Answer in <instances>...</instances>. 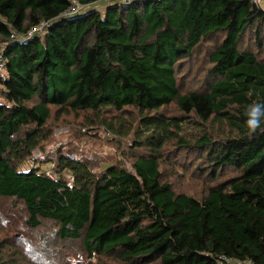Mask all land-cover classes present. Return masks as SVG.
Wrapping results in <instances>:
<instances>
[{"label": "trees", "instance_id": "trees-1", "mask_svg": "<svg viewBox=\"0 0 264 264\" xmlns=\"http://www.w3.org/2000/svg\"><path fill=\"white\" fill-rule=\"evenodd\" d=\"M262 1L0 0V202L25 214L19 226L3 215L19 245L0 234V264H33V253L60 264L33 252L44 221L82 245V264H264V134L245 126L247 107L264 103ZM215 35V79L182 93L178 63ZM171 104L180 115H161ZM53 108L124 134L138 111L135 142L147 153L131 172L56 152L55 174L44 171L34 152L45 155ZM173 142L194 149L195 173L209 178L198 195L163 180Z\"/></svg>", "mask_w": 264, "mask_h": 264}, {"label": "rangeland", "instance_id": "rangeland-1", "mask_svg": "<svg viewBox=\"0 0 264 264\" xmlns=\"http://www.w3.org/2000/svg\"><path fill=\"white\" fill-rule=\"evenodd\" d=\"M261 4L264 6L263 1ZM95 7L100 8L102 6L97 4ZM220 38V35L206 38L194 51L192 57L183 59L178 63V80L182 93L205 91L209 84L213 82L215 75L212 72L213 64L210 62L209 57L217 47ZM131 112V115L125 116L124 124L128 125L129 128H126V134H124L125 127L122 128V125H117L114 130L108 129L96 124L92 115L61 114V112L55 111V108H53V117L49 125V133L52 134V137L45 142V155L43 156L45 158L42 157L39 150L34 152V156L45 161L46 163L42 165V170H46L53 175L56 172L54 166L47 162H49L48 156L53 158L56 156V152H62L75 158L87 159L90 166L97 171L102 170L109 164H116L133 172L135 171L134 163L147 153V148L140 147L135 142V137L141 129V127L139 128L140 114L138 111ZM160 112L161 115L165 114L167 116L180 115L175 104L161 109ZM107 119L112 120L111 117H107ZM174 144L173 142L164 152L163 180L171 183L176 192L198 195L203 186L208 183L209 178L195 173V167H202L200 166L202 164L198 161L199 159L194 149H185L184 151L181 147L173 148ZM194 163H196L195 166ZM35 165L34 161L29 160L22 168L23 170L31 169ZM191 165L194 167H191ZM66 176L68 178L71 177L70 174ZM1 201L0 206H5L1 210L2 213H0V234L9 243L15 241L19 245L17 232L11 230L3 215L11 214L14 216L18 220L19 226L24 221L25 214L22 210L12 208L9 204H6V200ZM53 229L54 225L52 222L44 221L43 226L35 231L42 239L45 235L47 237L46 242L37 243L33 241V252L39 251L41 255L48 256L60 264H82L83 260H85V252L82 245L71 242L64 243L57 240L53 235ZM30 256L32 257L30 259L31 262L36 264V259H33L34 253ZM59 256L64 259L62 263L57 260ZM22 264H27V262H22Z\"/></svg>", "mask_w": 264, "mask_h": 264}, {"label": "clouds", "instance_id": "clouds-1", "mask_svg": "<svg viewBox=\"0 0 264 264\" xmlns=\"http://www.w3.org/2000/svg\"><path fill=\"white\" fill-rule=\"evenodd\" d=\"M245 126L248 129L249 137L255 136L258 132L264 134V103H253L245 111Z\"/></svg>", "mask_w": 264, "mask_h": 264}, {"label": "built area", "instance_id": "built-area-1", "mask_svg": "<svg viewBox=\"0 0 264 264\" xmlns=\"http://www.w3.org/2000/svg\"><path fill=\"white\" fill-rule=\"evenodd\" d=\"M255 3H259L260 0H254ZM78 6L76 4L72 5L71 11L72 12H76L78 10ZM40 30V28L35 29L34 31ZM13 37H17L16 33L13 32ZM5 60L4 57L2 55V53L0 52V71H2L5 68ZM219 261L220 264H256L254 261H252L251 259H237V258H232L229 257L227 255H221L219 257Z\"/></svg>", "mask_w": 264, "mask_h": 264}]
</instances>
